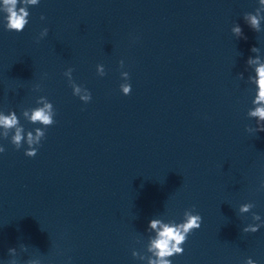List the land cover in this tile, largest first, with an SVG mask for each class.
<instances>
[{"label":"clouds","instance_id":"obj_1","mask_svg":"<svg viewBox=\"0 0 264 264\" xmlns=\"http://www.w3.org/2000/svg\"><path fill=\"white\" fill-rule=\"evenodd\" d=\"M4 4L7 5V25L6 28L9 31H16L21 32L25 28V26L28 24V20L26 19L29 15L26 8L21 7L17 10L16 5L18 3V0H3ZM37 0H24V3L26 4H35ZM261 3H264V0H261ZM41 19L43 20L44 17L42 16ZM251 23L253 26L257 25L258 21L255 17L252 18ZM44 33L47 34L48 30L45 28ZM237 33L240 32V29H235ZM258 75H259V87L261 88V91L259 93V100L264 101V66H260L257 69ZM76 92H79V88L76 89ZM124 92L126 94H130L129 87H124ZM82 99H89V97H82ZM46 108H51L50 105H46ZM253 116L260 117L261 120H264V108H257L255 112L252 113ZM31 119L33 121H41L44 124H51L53 123L51 119V114L46 113L44 109H38L34 111L32 114ZM0 124L4 125L7 128H11L16 124L15 117L7 118V117H0ZM260 131H264V127L259 129ZM42 135V133H39L38 130V136ZM22 139L21 135L19 134V130H17V134L14 137V142L19 144L20 140ZM29 143H32V137L31 134H29ZM3 149H0V152H2ZM37 154V151L33 150L29 153H27L28 157H35ZM199 217L196 216H188V221L185 225H182L181 227L184 228L185 232H188L193 229H199L200 224L197 223L199 220ZM157 221L151 222V227L156 228ZM175 239L177 242H182L184 240V236L180 234L179 231H177L176 227H169L164 226L163 230L159 232L158 239L153 242V246L157 249H159V256L163 257L164 255H170L173 250L179 252L181 249L176 248L175 245L170 248L171 240ZM159 264H168V261L161 260Z\"/></svg>","mask_w":264,"mask_h":264}]
</instances>
